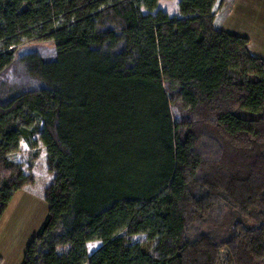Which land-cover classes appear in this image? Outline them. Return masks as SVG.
Segmentation results:
<instances>
[{
    "label": "trees",
    "instance_id": "1",
    "mask_svg": "<svg viewBox=\"0 0 264 264\" xmlns=\"http://www.w3.org/2000/svg\"><path fill=\"white\" fill-rule=\"evenodd\" d=\"M215 1L0 0V78L23 79L0 97V218L34 182L21 141L53 174L22 264H264V58ZM37 36L52 58L14 56ZM223 205L227 236L193 234Z\"/></svg>",
    "mask_w": 264,
    "mask_h": 264
},
{
    "label": "crops",
    "instance_id": "2",
    "mask_svg": "<svg viewBox=\"0 0 264 264\" xmlns=\"http://www.w3.org/2000/svg\"><path fill=\"white\" fill-rule=\"evenodd\" d=\"M213 11V26L216 29L247 37V49L249 53L255 57L264 58V0H216ZM47 173L48 177H51V174ZM35 179L37 178L34 176L33 184L25 185L13 194L12 199L0 218V254L4 251L9 252L10 264H22L24 251L27 246V244L23 245V243L35 234L42 222L34 219V222L31 224L32 215L28 214V210H31L30 208L32 207V203H29L28 199L32 201L34 195H40L44 198V187L37 186ZM47 182L48 185L49 180ZM20 192L22 195H18ZM12 204L16 209V213L12 211L7 212ZM16 214H18L17 219H15ZM4 219L8 223L5 226L10 228L9 241L6 238L8 231L5 232L6 229L2 230V221ZM38 222H40L39 225H37ZM21 234H23V237ZM17 237L20 238L18 242ZM0 258H2V255H0Z\"/></svg>",
    "mask_w": 264,
    "mask_h": 264
},
{
    "label": "rangeland",
    "instance_id": "3",
    "mask_svg": "<svg viewBox=\"0 0 264 264\" xmlns=\"http://www.w3.org/2000/svg\"><path fill=\"white\" fill-rule=\"evenodd\" d=\"M10 50H13L14 56L19 55L25 50H36L44 58L48 59V58H52L54 55V44L52 40L45 39V38L41 39L40 36H37L32 39L25 40L17 46H11ZM22 82H23V79H19L16 76V73L14 74L10 73L6 77L0 78V97L1 98L7 97V95L10 94L15 88H17V86L21 84ZM171 114H172L173 120L175 121L181 120V119L183 120L187 117L186 112L182 108H180L176 103L171 104ZM35 153L37 154L35 155ZM9 158L14 163L19 164L21 166V169L24 174H31L33 175V178L35 176L37 178L35 179L36 180L35 184L37 186L40 185L45 188L48 183L47 181L49 180V183L51 182L53 174L49 172V174H51V177H48V173H47L48 170H47V163H46V151H45L44 146L41 143H38V146L36 148H30L27 146V144L24 141H21L19 144V150L10 154ZM30 190H33V189H30ZM18 195H22L21 192ZM28 201H30L29 203H32V207L30 208L31 210H28V214L32 215L31 224L34 222V219H38L40 220V222L43 221L47 213V203L44 200L43 196L34 195L32 198V201L30 199H28ZM13 204L11 205V207H9L7 212L12 211L16 213V209ZM223 210L225 212L221 215H217L213 213L207 219H204L203 221H201L200 224L199 222L195 223L194 227L191 229L193 234H195V231H207L210 234H212L214 237L221 238V237L227 236L229 234V229L232 225V222L240 218H238L237 216H234V213L232 212V210L226 205H223ZM17 215L18 214H16L15 219H17ZM5 220L6 219L2 221L3 222L2 230L6 229L5 232L8 231V234L6 236V238H8V236L10 235V231H9L10 228L5 226L8 224L7 222H5ZM244 221H245L244 222L245 225L252 226V225L258 224L260 219L253 218V220L251 219V220H244ZM40 222H38L37 225H39ZM21 235L23 237V234ZM31 237L26 239L23 245L28 244L29 240H31ZM143 237H144L143 234H137V235L130 237V239L131 241H137V240L142 239ZM19 240L20 238H18L17 242ZM8 241H9V238H8ZM100 244L101 243L98 240L88 242L87 243L88 253L91 254L97 247L100 246ZM0 255H2V258H0V264H10V259H9L10 253L9 252L4 251Z\"/></svg>",
    "mask_w": 264,
    "mask_h": 264
}]
</instances>
